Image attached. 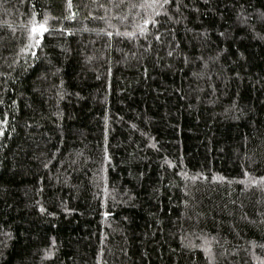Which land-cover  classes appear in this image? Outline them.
Wrapping results in <instances>:
<instances>
[{
  "label": "trees",
  "instance_id": "obj_1",
  "mask_svg": "<svg viewBox=\"0 0 264 264\" xmlns=\"http://www.w3.org/2000/svg\"><path fill=\"white\" fill-rule=\"evenodd\" d=\"M149 3L0 0V264H264V0Z\"/></svg>",
  "mask_w": 264,
  "mask_h": 264
},
{
  "label": "snow or ice",
  "instance_id": "obj_2",
  "mask_svg": "<svg viewBox=\"0 0 264 264\" xmlns=\"http://www.w3.org/2000/svg\"><path fill=\"white\" fill-rule=\"evenodd\" d=\"M169 3H170V0H151V3H149V4H141V5H139V7L147 6V7L155 8V7L158 6L159 8H164V6L168 5ZM71 7H72L71 0H68V8H71ZM155 14L159 15L160 13L157 11ZM72 15L75 16V13H72ZM32 23H33V27L31 29V33L32 34L39 33L40 36L42 37L43 33L49 31V29L46 27L45 23H39L38 25L36 24L35 21H33ZM149 23L155 25L157 23V21L154 20V19H151V18H146V19L143 20V24L144 25H147ZM137 27L140 28V33L141 34L145 33L146 30H145L144 27H140L139 25H137ZM117 34L119 35V33H117ZM108 35L111 36L112 33L109 32ZM125 35L132 36L133 33L129 32V33H125ZM156 38L159 39V36H157ZM34 44H39V40H35ZM169 54H171V53H169ZM262 179H264V178H262ZM253 183H256V182L253 181Z\"/></svg>",
  "mask_w": 264,
  "mask_h": 264
}]
</instances>
